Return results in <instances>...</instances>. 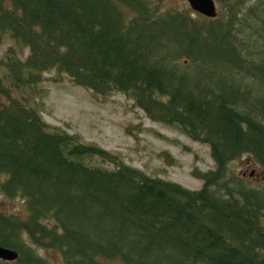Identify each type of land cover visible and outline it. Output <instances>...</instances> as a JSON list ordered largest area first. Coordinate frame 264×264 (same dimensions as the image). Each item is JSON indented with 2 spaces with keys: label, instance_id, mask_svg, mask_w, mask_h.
I'll list each match as a JSON object with an SVG mask.
<instances>
[{
  "label": "trees",
  "instance_id": "16d2710c",
  "mask_svg": "<svg viewBox=\"0 0 264 264\" xmlns=\"http://www.w3.org/2000/svg\"><path fill=\"white\" fill-rule=\"evenodd\" d=\"M216 3L211 16L151 0H0L15 43L0 57V190L25 209H0V244L18 252L0 264H52L34 246L62 264H264V181L229 165L248 154L264 167V0ZM50 68L178 125L214 167L191 188L48 124L12 90Z\"/></svg>",
  "mask_w": 264,
  "mask_h": 264
},
{
  "label": "rangeland",
  "instance_id": "374dc122",
  "mask_svg": "<svg viewBox=\"0 0 264 264\" xmlns=\"http://www.w3.org/2000/svg\"><path fill=\"white\" fill-rule=\"evenodd\" d=\"M151 1H158L159 8L186 6L192 14L197 12L187 0ZM13 45L11 36L1 32L0 57ZM26 52L27 48H24V55ZM3 70L0 66V72ZM12 94L15 97L26 96L27 102L41 113L48 124L77 135L84 142L97 144L117 160L148 174L198 188L202 180L194 171L215 165L209 145L191 138L178 125L151 119L122 92L93 93L89 88L75 84L67 74L60 75L56 68L45 70L42 79L35 85L17 87ZM6 100L7 97L0 93V103ZM95 162L113 166L111 162L97 158ZM229 165L232 171L253 184L264 181V167L248 154L232 160ZM0 209L24 211L23 199L7 196L0 190ZM23 236L28 240L25 234ZM34 248L52 264H62V257L56 248Z\"/></svg>",
  "mask_w": 264,
  "mask_h": 264
},
{
  "label": "water",
  "instance_id": "95a60500",
  "mask_svg": "<svg viewBox=\"0 0 264 264\" xmlns=\"http://www.w3.org/2000/svg\"><path fill=\"white\" fill-rule=\"evenodd\" d=\"M190 6L206 15L216 14L215 0H187ZM18 255V252L10 247H6L0 244V258L14 259Z\"/></svg>",
  "mask_w": 264,
  "mask_h": 264
},
{
  "label": "flooded vegetation",
  "instance_id": "af4514ba",
  "mask_svg": "<svg viewBox=\"0 0 264 264\" xmlns=\"http://www.w3.org/2000/svg\"><path fill=\"white\" fill-rule=\"evenodd\" d=\"M1 261H10V260H7V259H3V258H0Z\"/></svg>",
  "mask_w": 264,
  "mask_h": 264
}]
</instances>
